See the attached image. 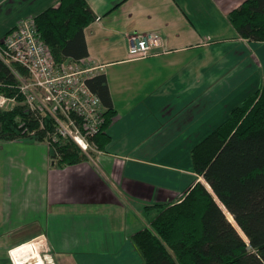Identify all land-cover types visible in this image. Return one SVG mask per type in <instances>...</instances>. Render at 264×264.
Instances as JSON below:
<instances>
[{
  "label": "crops",
  "instance_id": "obj_1",
  "mask_svg": "<svg viewBox=\"0 0 264 264\" xmlns=\"http://www.w3.org/2000/svg\"><path fill=\"white\" fill-rule=\"evenodd\" d=\"M244 1L87 0L97 18L86 58L108 78L110 141L61 168L45 140L0 138V264L32 240L57 264L142 262L133 237L154 215L144 207L178 201L203 179L192 149L264 85V41L229 19ZM60 2L0 0V40ZM145 32L160 34L164 50L132 59L130 37Z\"/></svg>",
  "mask_w": 264,
  "mask_h": 264
},
{
  "label": "trees",
  "instance_id": "obj_2",
  "mask_svg": "<svg viewBox=\"0 0 264 264\" xmlns=\"http://www.w3.org/2000/svg\"><path fill=\"white\" fill-rule=\"evenodd\" d=\"M96 18L87 0H61L34 17L57 62L89 56L86 28ZM229 19L241 36L264 41V0H245ZM18 82L0 57V92L21 101ZM88 83L107 107L102 131L91 139L102 150L110 141L113 100L105 73ZM38 123L24 104L16 103L0 110V138L45 140ZM51 150L61 168L89 159L72 139L55 142ZM192 159L210 187L199 180L178 201L144 207L147 215H154L150 226L133 237L141 264H264V85L192 149Z\"/></svg>",
  "mask_w": 264,
  "mask_h": 264
},
{
  "label": "built area",
  "instance_id": "obj_3",
  "mask_svg": "<svg viewBox=\"0 0 264 264\" xmlns=\"http://www.w3.org/2000/svg\"><path fill=\"white\" fill-rule=\"evenodd\" d=\"M164 45L163 37L157 32L137 33L130 37L129 54L132 59H144L164 50ZM0 57L19 80L17 88L23 103L39 122V130L51 149L55 142L72 139L87 154L98 150L91 139L102 131L107 107L88 82L100 74L101 66H91L87 58L57 62L34 17L21 19L0 40ZM18 66L26 72L22 73ZM17 102V97L0 92V110L12 108ZM24 245L11 251L14 264L29 261L26 258L29 253L24 250L15 253Z\"/></svg>",
  "mask_w": 264,
  "mask_h": 264
},
{
  "label": "rangeland",
  "instance_id": "obj_4",
  "mask_svg": "<svg viewBox=\"0 0 264 264\" xmlns=\"http://www.w3.org/2000/svg\"><path fill=\"white\" fill-rule=\"evenodd\" d=\"M17 100H18V102L17 103H21V104H24L23 103V99L20 101V99L17 97ZM25 105V104H24ZM211 133V132H210ZM206 135V134H205ZM205 137V136H204ZM83 151V150H82ZM96 151H98V150H91V151H89L88 152V154H87V156L89 157L90 155L91 156H93L95 153H96ZM201 181H203L204 183H206V184H208L207 182H206V180L203 178ZM210 186V185H209ZM227 213H228V211H226ZM228 215V214H227ZM229 217V216H228ZM242 234V233H241ZM243 236H245V234H244V232H243V234H242ZM37 246H38V248L40 249V251L42 252V254H43V257H44V262H45V264H57L56 263V261H55V259L52 257V256H50L49 255V253L48 252H45L46 250H47V245H46V243L44 242V241H39L38 243H37ZM34 255L35 254H33V255H31V257L30 258H28L29 259V261H27V263L26 264H36L37 262H39V260L37 259V258H34ZM141 263H143V260H142V262ZM140 263V264H141Z\"/></svg>",
  "mask_w": 264,
  "mask_h": 264
},
{
  "label": "bare ground",
  "instance_id": "obj_5",
  "mask_svg": "<svg viewBox=\"0 0 264 264\" xmlns=\"http://www.w3.org/2000/svg\"><path fill=\"white\" fill-rule=\"evenodd\" d=\"M207 186L210 187L208 184H207ZM227 214L229 216V219L237 225L234 217L229 212ZM237 227L239 228L240 232L243 234L242 229L238 225H237ZM18 250H24L26 253H29V255L26 257L27 259L30 258L31 255L35 254L34 258H37L39 260V262H37L36 264H45V262H44L45 256L43 257V254L40 251V249L38 248L37 244H34L33 242H27V243H25V245L23 247L15 250L16 254H17Z\"/></svg>",
  "mask_w": 264,
  "mask_h": 264
},
{
  "label": "water",
  "instance_id": "obj_6",
  "mask_svg": "<svg viewBox=\"0 0 264 264\" xmlns=\"http://www.w3.org/2000/svg\"><path fill=\"white\" fill-rule=\"evenodd\" d=\"M230 220V219H229ZM231 221V220H230ZM232 222V221H231Z\"/></svg>",
  "mask_w": 264,
  "mask_h": 264
}]
</instances>
